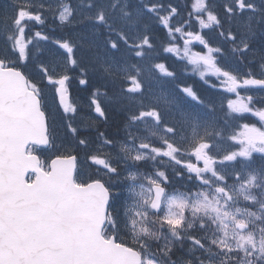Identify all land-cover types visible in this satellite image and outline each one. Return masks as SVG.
I'll return each mask as SVG.
<instances>
[{
    "label": "snow or ice",
    "instance_id": "1",
    "mask_svg": "<svg viewBox=\"0 0 264 264\" xmlns=\"http://www.w3.org/2000/svg\"><path fill=\"white\" fill-rule=\"evenodd\" d=\"M0 264H264V0L0 4Z\"/></svg>",
    "mask_w": 264,
    "mask_h": 264
},
{
    "label": "rangeland",
    "instance_id": "2",
    "mask_svg": "<svg viewBox=\"0 0 264 264\" xmlns=\"http://www.w3.org/2000/svg\"><path fill=\"white\" fill-rule=\"evenodd\" d=\"M5 2V0H0V4H3ZM37 27H39V26H37ZM41 43H43V42H41ZM194 47H196L197 49H199L200 48V46L199 45H197V44H194ZM174 61H175V58H174ZM190 73V72H189ZM71 89H70V99L71 100H73V101H75L76 103H80V99L81 98H79L78 96H75L74 97V94L73 93H71ZM215 93V92H214ZM221 97L219 96V95H217V99L219 100ZM232 98H235V97H232ZM225 104H226V101H225Z\"/></svg>",
    "mask_w": 264,
    "mask_h": 264
},
{
    "label": "trees",
    "instance_id": "3",
    "mask_svg": "<svg viewBox=\"0 0 264 264\" xmlns=\"http://www.w3.org/2000/svg\"><path fill=\"white\" fill-rule=\"evenodd\" d=\"M163 55H165V54H163ZM165 56L170 57L169 55H165ZM169 61H170V59L167 60V62H169ZM196 88L199 89V86H197Z\"/></svg>",
    "mask_w": 264,
    "mask_h": 264
}]
</instances>
